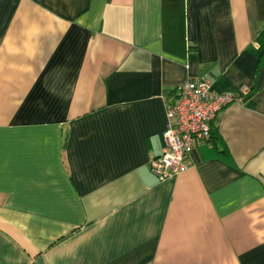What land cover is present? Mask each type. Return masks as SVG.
<instances>
[{
	"label": "crops",
	"instance_id": "crops-1",
	"mask_svg": "<svg viewBox=\"0 0 264 264\" xmlns=\"http://www.w3.org/2000/svg\"><path fill=\"white\" fill-rule=\"evenodd\" d=\"M188 77L240 100L161 180ZM0 264H264V0H0Z\"/></svg>",
	"mask_w": 264,
	"mask_h": 264
},
{
	"label": "built area",
	"instance_id": "built-area-1",
	"mask_svg": "<svg viewBox=\"0 0 264 264\" xmlns=\"http://www.w3.org/2000/svg\"><path fill=\"white\" fill-rule=\"evenodd\" d=\"M239 100L234 92L213 91L208 78L188 77L167 105L163 148L151 157V172L161 180L185 172L190 167L195 143L209 140L216 118L225 107Z\"/></svg>",
	"mask_w": 264,
	"mask_h": 264
}]
</instances>
